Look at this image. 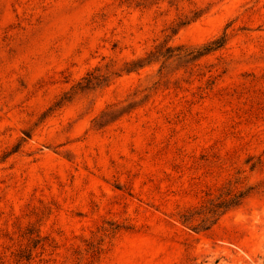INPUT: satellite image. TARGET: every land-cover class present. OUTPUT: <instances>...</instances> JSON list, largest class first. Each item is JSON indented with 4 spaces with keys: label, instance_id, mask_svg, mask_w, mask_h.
Segmentation results:
<instances>
[{
    "label": "rangeland",
    "instance_id": "1",
    "mask_svg": "<svg viewBox=\"0 0 264 264\" xmlns=\"http://www.w3.org/2000/svg\"><path fill=\"white\" fill-rule=\"evenodd\" d=\"M0 264H264V0H0Z\"/></svg>",
    "mask_w": 264,
    "mask_h": 264
},
{
    "label": "trees",
    "instance_id": "2",
    "mask_svg": "<svg viewBox=\"0 0 264 264\" xmlns=\"http://www.w3.org/2000/svg\"><path fill=\"white\" fill-rule=\"evenodd\" d=\"M142 1L146 2V0H142ZM198 18H199L198 13H194L192 18H190V19L185 18L184 20H181L178 23L177 27L178 28L184 27V26L188 25L189 23L197 20ZM170 31L172 34L176 33V31L174 29H172ZM209 51H211V48H206L203 50L204 54H207ZM159 54L160 53L157 51L155 53L156 57ZM201 55H203V53L199 54V56H201ZM234 205H236V204H234L233 201L222 202L219 204H209V207H204L199 213H197V215H202L205 217L203 220H201V223L203 225H205L207 223L215 224V222L218 220V218ZM191 217H192V215L183 216L184 223L185 224L189 223L191 221Z\"/></svg>",
    "mask_w": 264,
    "mask_h": 264
}]
</instances>
